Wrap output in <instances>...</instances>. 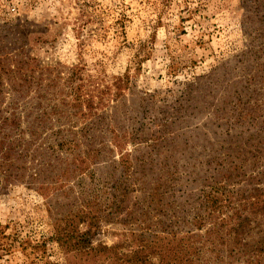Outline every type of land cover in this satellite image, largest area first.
I'll use <instances>...</instances> for the list:
<instances>
[{
  "label": "rangeland",
  "instance_id": "obj_1",
  "mask_svg": "<svg viewBox=\"0 0 264 264\" xmlns=\"http://www.w3.org/2000/svg\"><path fill=\"white\" fill-rule=\"evenodd\" d=\"M22 41L28 83L14 88L9 68L19 64L10 58ZM0 65V121L17 113L25 128L38 119V145L56 136L77 147L55 162L47 157L56 165L44 178L55 186L49 194L0 174V264H67V249L54 239L71 230L64 216L112 187L110 161L119 165L121 153L130 156L124 184L132 186L131 204L143 187L159 188L170 222L192 224L207 193L219 191L216 216L197 230L202 238L214 220L240 209L232 192L246 191V178L264 172V157L257 172L237 163L240 184H215L234 147L264 126V0H0ZM90 142L97 162L85 155ZM61 161L75 172L70 181L58 182ZM262 219L252 237L264 234ZM138 228L103 219L93 243L131 254L140 247ZM229 235L224 230L213 245L229 249ZM205 247L209 253L212 245Z\"/></svg>",
  "mask_w": 264,
  "mask_h": 264
},
{
  "label": "trees",
  "instance_id": "obj_2",
  "mask_svg": "<svg viewBox=\"0 0 264 264\" xmlns=\"http://www.w3.org/2000/svg\"><path fill=\"white\" fill-rule=\"evenodd\" d=\"M17 39H20L19 35ZM13 57L18 59L19 65L15 71L9 68L8 82L14 88L24 87L28 83V76L21 72L23 66L26 67L30 61V53L28 49L26 50L24 42L23 47L17 50L10 59L14 60ZM0 70L4 72L1 65ZM74 71L79 72L80 70L76 67ZM30 114L27 115L30 116ZM12 116V118H3L0 121V174L11 177L16 182H24L30 188L35 186L36 190L49 194L55 186L54 183L45 182L44 178H46L48 168L54 169L56 165H52V161H47V157L55 162L57 159L55 155L60 151L72 154L77 147L73 141L56 136L54 144L46 145L43 141V145H38L41 128H44L39 124V120L37 119V123L34 119L27 121L28 126L22 128L17 113H13ZM261 127L258 132L264 131V126ZM258 132L248 136L245 147L241 145L234 147V149L237 148L235 149L238 151L237 155L232 156L233 153H231L229 167L227 169L221 167L218 170L217 179L219 181L215 184L224 183L227 186L233 182L240 184L244 176L240 172H243L244 167L238 168L237 163L241 165L244 163L246 168L257 172L255 169L264 157V138L260 139ZM87 146L88 150L85 152L87 158L93 162L101 160L100 152L95 150L92 142L86 143ZM228 146L233 147L229 144ZM110 152L114 153V150L110 149ZM129 158V155L121 153L119 165L116 160L111 159L110 167L114 168L108 178L114 183L112 187H107L99 195L90 194L87 201L83 200L75 213L69 212L64 216L71 230L57 231L54 239L61 247L67 249V264H211L208 259L222 264H264V234L257 238L252 237L253 226L256 223L263 226V223L260 225L257 221L264 218V188L261 189L264 187V172L257 175L251 174L246 178L244 181L247 186L246 191L238 189L232 192L229 197L230 203L232 200L235 201L240 205V209L235 211L233 218L229 220H214L211 228L203 237V244L199 245L198 239L203 238L197 230L201 232L205 221L216 216L219 209L216 196H220L219 191L216 189L217 194L213 191L207 193L208 205L202 206L197 219H193L192 224L185 225L187 221L180 219L170 222L171 219L163 213L167 210L165 205L168 201L166 196L158 192L159 188L151 192L150 189L143 187L140 200L131 204L132 186L124 184V175L131 166ZM57 168L60 170L59 177H57L58 182L70 181L71 174L75 173L71 171L69 164L63 161ZM233 172L236 174L234 175ZM101 197H104L102 203L98 201ZM247 210L256 216L250 219L247 217L250 214L243 215ZM103 219L107 222L117 221L124 226L135 223L140 228L137 229L138 234L133 236L140 247L126 255L119 252V246L108 247L103 243L94 245L96 231L100 229V222ZM82 224L86 225L84 231L79 230ZM224 230L235 235H229V249H225L226 245L225 248L218 249L213 244H220V239H224V237H219ZM182 234L185 235L181 236ZM185 239L186 244H184ZM210 244L212 247L209 253L204 252L205 249L207 250L205 246ZM154 256L158 257L157 263L151 261V257Z\"/></svg>",
  "mask_w": 264,
  "mask_h": 264
}]
</instances>
